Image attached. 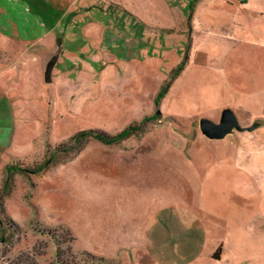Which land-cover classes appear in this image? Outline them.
<instances>
[{
  "label": "rangeland",
  "instance_id": "rangeland-1",
  "mask_svg": "<svg viewBox=\"0 0 264 264\" xmlns=\"http://www.w3.org/2000/svg\"><path fill=\"white\" fill-rule=\"evenodd\" d=\"M227 1L0 0L8 66L55 26L0 71V264H264V19Z\"/></svg>",
  "mask_w": 264,
  "mask_h": 264
},
{
  "label": "crops",
  "instance_id": "crops-1",
  "mask_svg": "<svg viewBox=\"0 0 264 264\" xmlns=\"http://www.w3.org/2000/svg\"><path fill=\"white\" fill-rule=\"evenodd\" d=\"M228 2V6H234V3H238L239 5H244V4H251L253 6H255L257 9H250L247 10V13L252 15L253 17H255L256 19L262 18L264 19V0H248L246 2H241L239 0H231L227 1ZM256 19H252L253 21H255ZM20 26L18 27V33L16 34L15 31L12 33L10 32V35L15 36V35H19V37L23 38V40H27L28 44H22L19 42V44H22L21 46H16L14 48H10L8 51L10 54L12 55H16L18 56L17 59H15L13 61V65H7L5 59L1 62L0 61V68H1V72L3 74L4 77V81H6V76L10 74L11 70H13L14 68H16L14 65L18 64V65H22V67L20 69H22L24 67V65L22 64V61L28 58V53L29 52V48L37 43H40L42 41H44L46 38H48L51 33L54 31L55 26L52 28V30L50 31H46L45 28L43 27V25H41L40 22H37L34 20V22H30L28 17L25 16V18L23 19V24H19ZM57 26V25H56ZM261 29V31H264V23L261 25V27L259 28ZM0 36H2V38L8 40V38L6 36H3L0 33ZM262 37L264 38V34H262ZM26 41V42H27ZM1 49V47H0ZM4 50H0V55H3ZM1 60V59H0ZM261 61L264 65V59L261 58ZM28 66V63L27 65ZM1 95L5 96L6 95V90L3 87L1 90ZM9 106L10 109H6V111L4 112H0V120L1 119H5L6 114H11L12 115V120L14 118V114L13 111L12 112V102L13 100L9 99ZM262 117L264 118V115H262ZM10 121V122H6L3 124H0V166H4L5 164H7V162L9 161V156L7 154V152L9 151H13V144H12V136H13V129H12V124L15 123L18 125V127L21 126V122L20 121ZM3 122V121H2Z\"/></svg>",
  "mask_w": 264,
  "mask_h": 264
},
{
  "label": "water",
  "instance_id": "water-1",
  "mask_svg": "<svg viewBox=\"0 0 264 264\" xmlns=\"http://www.w3.org/2000/svg\"><path fill=\"white\" fill-rule=\"evenodd\" d=\"M239 1L246 2L248 0ZM61 53L62 49L58 50L55 55L51 56L47 60L44 71V81L46 84H51L53 81V72L59 62ZM256 127L257 126H252L250 128L242 127L233 111L228 109L223 112L221 121L219 123H214L204 119L201 124V130L203 134L210 139H224L227 135L233 133L235 129L241 132L245 131L246 129L253 131Z\"/></svg>",
  "mask_w": 264,
  "mask_h": 264
},
{
  "label": "trees",
  "instance_id": "trees-1",
  "mask_svg": "<svg viewBox=\"0 0 264 264\" xmlns=\"http://www.w3.org/2000/svg\"><path fill=\"white\" fill-rule=\"evenodd\" d=\"M7 231H8V229H7L5 232H7ZM51 233H52V232L48 231L47 234L53 236V234H51ZM54 235H55V234H54ZM2 240H5V239H4V238H0V242H1ZM220 253H221L220 250H218V251L215 253L214 258H215V259H218ZM60 257H61V256L58 254V255H57V261H58V262H60V260H59ZM18 264H33V263H25V262H23V261H19Z\"/></svg>",
  "mask_w": 264,
  "mask_h": 264
}]
</instances>
